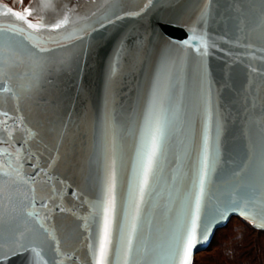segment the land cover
<instances>
[{
  "label": "water",
  "instance_id": "obj_1",
  "mask_svg": "<svg viewBox=\"0 0 264 264\" xmlns=\"http://www.w3.org/2000/svg\"><path fill=\"white\" fill-rule=\"evenodd\" d=\"M0 29V264H124L130 203L127 264H182L195 226L194 264L235 216L264 231V0L0 2ZM154 99L163 137L141 198Z\"/></svg>",
  "mask_w": 264,
  "mask_h": 264
},
{
  "label": "snow or ice",
  "instance_id": "obj_2",
  "mask_svg": "<svg viewBox=\"0 0 264 264\" xmlns=\"http://www.w3.org/2000/svg\"><path fill=\"white\" fill-rule=\"evenodd\" d=\"M25 14H31L30 9H25ZM136 14H139V13H136ZM13 15L17 16L18 18L21 17V14L19 13H14ZM207 15H208V11L205 8L201 11V15L198 18L197 22L199 23L200 20H206ZM28 27L32 28L33 25L29 24ZM46 27L59 28L60 24L57 23L55 25H49ZM2 31H5V30L0 29V32ZM190 35L195 36V31L193 30L190 33ZM185 43L188 44L190 43V41H185ZM3 46H4L3 42H0V72L3 71V64H4V57L2 53ZM40 51L42 52L47 51V49L41 48ZM202 55H207L206 46H205V51L202 53ZM0 91H8V89L5 87L3 83H0ZM3 115L5 117H8L7 112H4ZM5 123H7V121H5ZM110 125H111V114L106 111L105 113L106 131L110 127ZM144 131H145V143H144L142 150L137 155L136 165H135L136 175L137 177L140 178L139 192L141 194V198L143 196L145 186L147 185V182H148V173L153 168L156 154L160 148V139L163 137V125L156 111L155 99L152 101V103L149 106V109H148V112L145 118V122H144ZM114 167H115V161H113V181L115 178ZM207 169H208L207 138L205 137L204 153H203V158L201 161V168H200V175H199V185H200L201 191L203 190L204 178L207 173ZM37 175H39V173H37ZM30 179H34V178H30ZM113 190H114V183L112 186L108 188L109 199L107 200V203L104 209V213H105L104 236L105 238H107L108 227H109L108 212H109V209L114 206V201H115ZM135 191H136V182L133 181V184L131 185L129 189L130 201L132 197H134ZM138 207L139 206L136 205L137 210H138ZM199 207H200V197L197 196L196 197L197 212L199 211ZM124 214H125L124 226L121 227L118 223L117 227H118V231L121 233V236H122V239L120 241L121 248L125 249L124 264H127V250L130 249V246L132 243V240H131L132 234L136 232V223H135L136 217L135 215L131 214V203H130L129 210H126ZM129 220H130V223H129ZM206 232H207V227L205 226L200 234V239L207 238L205 235ZM196 242H197V236H196L195 226H194L193 231L187 237V242H186L185 249H184V259H183L182 264H190L191 249L195 245ZM101 249H103V242L101 243ZM112 251L113 253H115L118 251V249L113 247ZM2 257H3V252L2 250H0V258Z\"/></svg>",
  "mask_w": 264,
  "mask_h": 264
},
{
  "label": "trees",
  "instance_id": "obj_3",
  "mask_svg": "<svg viewBox=\"0 0 264 264\" xmlns=\"http://www.w3.org/2000/svg\"><path fill=\"white\" fill-rule=\"evenodd\" d=\"M240 220H242V223L247 227V229L245 231H241V235L239 234L240 236H238V239H243L245 237L244 244L237 245L239 242L236 243V249L235 247L226 249L224 245L223 252H220L221 254L219 252L213 253L211 247L218 233L217 231L208 249L202 251L204 252L202 253V260H200L201 258L197 259V255L200 253L195 255L194 264H264V251L261 249L260 243L258 240L255 241L252 238L248 239V235L252 234V232H257L258 234L264 235V231L255 229L249 222L243 220L242 218H240ZM228 224L225 226V228L228 226Z\"/></svg>",
  "mask_w": 264,
  "mask_h": 264
},
{
  "label": "rangeland",
  "instance_id": "obj_4",
  "mask_svg": "<svg viewBox=\"0 0 264 264\" xmlns=\"http://www.w3.org/2000/svg\"><path fill=\"white\" fill-rule=\"evenodd\" d=\"M8 1H13V0H8ZM18 2V0H15L14 3ZM30 0H23L22 5L24 7L28 6ZM243 221L240 220L238 217H233L230 219V222L228 226L225 228H221L218 230V233L216 235V238L214 239V243L212 244L211 250L213 253L215 252H223V247L225 245L226 249H229L231 247L237 248L236 243L239 242L237 245H242L244 244V238L243 239H238V236H240L241 231H245L247 227L242 223ZM239 230V231H238ZM240 234V235H239ZM242 238V237H241ZM252 238L253 240L257 241L261 245V249L264 251V235L258 234L257 232H252V234L248 235V239ZM200 254L197 255V259L201 258L202 260V253L204 252H199ZM220 253V254H221Z\"/></svg>",
  "mask_w": 264,
  "mask_h": 264
},
{
  "label": "flooded vegetation",
  "instance_id": "obj_5",
  "mask_svg": "<svg viewBox=\"0 0 264 264\" xmlns=\"http://www.w3.org/2000/svg\"><path fill=\"white\" fill-rule=\"evenodd\" d=\"M15 0L13 1H8V0H0V2L5 3L9 6H11L12 8L16 9V10H22L24 9V6L22 5L23 0H18V2L14 3Z\"/></svg>",
  "mask_w": 264,
  "mask_h": 264
}]
</instances>
